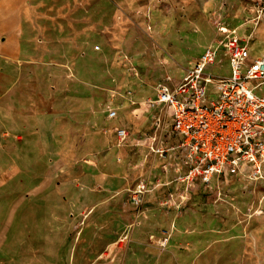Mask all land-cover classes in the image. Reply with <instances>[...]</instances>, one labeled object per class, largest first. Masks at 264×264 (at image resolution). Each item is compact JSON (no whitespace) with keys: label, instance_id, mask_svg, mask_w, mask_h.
<instances>
[{"label":"rangeland","instance_id":"1","mask_svg":"<svg viewBox=\"0 0 264 264\" xmlns=\"http://www.w3.org/2000/svg\"><path fill=\"white\" fill-rule=\"evenodd\" d=\"M24 6L23 52L0 54V264H264V177L173 178L186 167L172 112L148 103L222 29L264 54V0ZM205 74L231 75L223 49ZM141 183L159 198L135 205Z\"/></svg>","mask_w":264,"mask_h":264},{"label":"built area","instance_id":"2","mask_svg":"<svg viewBox=\"0 0 264 264\" xmlns=\"http://www.w3.org/2000/svg\"><path fill=\"white\" fill-rule=\"evenodd\" d=\"M222 32L225 40L219 47L206 50L173 88L158 82L155 98L148 100L151 107L171 110L173 132L180 137L175 150L183 155L184 180L191 186L200 181L207 187L215 176L224 177L227 168L230 175L252 181L264 177V96L255 93L264 84V56L248 62L249 40ZM220 49L229 59L231 75L213 78L205 68L215 64ZM116 134L121 141L128 136L124 128ZM158 152L163 156L166 150ZM148 192L147 184H139L131 195L134 204H143Z\"/></svg>","mask_w":264,"mask_h":264},{"label":"crops","instance_id":"3","mask_svg":"<svg viewBox=\"0 0 264 264\" xmlns=\"http://www.w3.org/2000/svg\"><path fill=\"white\" fill-rule=\"evenodd\" d=\"M25 1L26 0H0V54L10 55L14 58H17L18 55L23 52L24 44L22 42V38L27 33L25 28L26 27L25 14L23 13L25 9L24 6ZM241 38L244 39L243 37ZM255 42L256 41L254 42L252 41L251 43H249V49L251 47V44ZM260 43H264L263 37L260 39ZM263 56L264 54L260 56H254L250 52V57L248 58V62H252L253 60L257 58H261ZM263 86L264 84L261 87ZM260 88L256 89L255 93ZM257 95L264 96V92L258 93ZM169 120H170V130H171L172 140L174 143L178 144L180 141V137L174 134L172 119L170 118ZM186 172L187 169L182 171V175H180V173L179 175L174 173L173 178L176 177L178 179L179 176L185 175ZM221 177L222 176H215L213 181L215 180V178L219 179ZM242 179L244 180L243 177L240 180ZM195 185L204 186L200 181H197ZM158 198H159L158 190L152 189V191L146 195L144 204L148 203L152 199L157 200Z\"/></svg>","mask_w":264,"mask_h":264}]
</instances>
